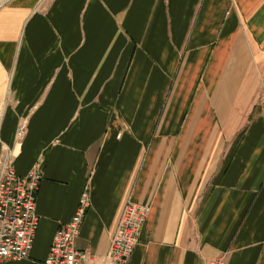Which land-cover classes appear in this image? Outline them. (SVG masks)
Masks as SVG:
<instances>
[{
    "label": "crops",
    "instance_id": "1",
    "mask_svg": "<svg viewBox=\"0 0 264 264\" xmlns=\"http://www.w3.org/2000/svg\"><path fill=\"white\" fill-rule=\"evenodd\" d=\"M3 147L44 177L31 257L0 264H44L85 191L78 250L133 202L128 264H264V0H6Z\"/></svg>",
    "mask_w": 264,
    "mask_h": 264
},
{
    "label": "built area",
    "instance_id": "2",
    "mask_svg": "<svg viewBox=\"0 0 264 264\" xmlns=\"http://www.w3.org/2000/svg\"><path fill=\"white\" fill-rule=\"evenodd\" d=\"M28 123L22 122L16 138L21 142L27 134ZM44 177L43 167L37 165L27 176L14 170V155L3 147L0 156V262L23 261L31 257L39 228L38 193ZM91 207L88 191L81 197L76 214L61 226L44 264H128L138 246L150 207L128 202L119 227L111 238L108 253L103 257L77 249L76 242ZM205 264H226L225 256Z\"/></svg>",
    "mask_w": 264,
    "mask_h": 264
},
{
    "label": "bare ground",
    "instance_id": "3",
    "mask_svg": "<svg viewBox=\"0 0 264 264\" xmlns=\"http://www.w3.org/2000/svg\"><path fill=\"white\" fill-rule=\"evenodd\" d=\"M6 0H0V7L5 3Z\"/></svg>",
    "mask_w": 264,
    "mask_h": 264
}]
</instances>
